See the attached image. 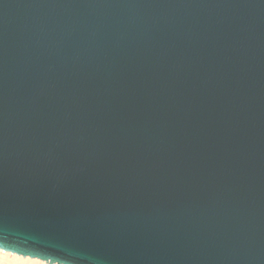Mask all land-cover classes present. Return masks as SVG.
Returning <instances> with one entry per match:
<instances>
[{"label": "water", "instance_id": "95a60500", "mask_svg": "<svg viewBox=\"0 0 264 264\" xmlns=\"http://www.w3.org/2000/svg\"><path fill=\"white\" fill-rule=\"evenodd\" d=\"M0 250L264 264V0H0Z\"/></svg>", "mask_w": 264, "mask_h": 264}, {"label": "bare ground", "instance_id": "6f19581e", "mask_svg": "<svg viewBox=\"0 0 264 264\" xmlns=\"http://www.w3.org/2000/svg\"><path fill=\"white\" fill-rule=\"evenodd\" d=\"M0 264H48L38 259L22 257L9 252L0 250Z\"/></svg>", "mask_w": 264, "mask_h": 264}]
</instances>
